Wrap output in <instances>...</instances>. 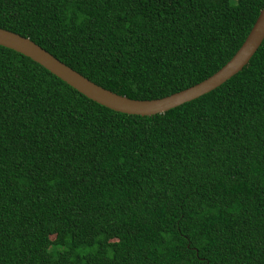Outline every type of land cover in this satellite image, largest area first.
I'll return each mask as SVG.
<instances>
[{"label": "trees", "instance_id": "obj_1", "mask_svg": "<svg viewBox=\"0 0 264 264\" xmlns=\"http://www.w3.org/2000/svg\"><path fill=\"white\" fill-rule=\"evenodd\" d=\"M264 0H0V29L160 99L220 69ZM0 264H264V38L162 114L102 107L0 46Z\"/></svg>", "mask_w": 264, "mask_h": 264}, {"label": "water", "instance_id": "obj_2", "mask_svg": "<svg viewBox=\"0 0 264 264\" xmlns=\"http://www.w3.org/2000/svg\"><path fill=\"white\" fill-rule=\"evenodd\" d=\"M264 38V4L246 35L244 41L232 57L215 73L201 82L166 97L149 100H131L105 90L69 67L65 66L46 51L15 33L0 29V46L11 50L35 64L75 90L86 99L113 112L135 116L162 114L184 103L192 101L214 90L244 67Z\"/></svg>", "mask_w": 264, "mask_h": 264}]
</instances>
